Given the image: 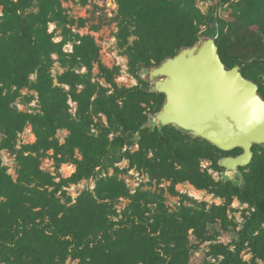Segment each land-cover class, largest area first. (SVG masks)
<instances>
[{
  "label": "rangeland",
  "instance_id": "rangeland-1",
  "mask_svg": "<svg viewBox=\"0 0 264 264\" xmlns=\"http://www.w3.org/2000/svg\"><path fill=\"white\" fill-rule=\"evenodd\" d=\"M192 1L202 16L198 38L210 37L206 32L208 23L217 19L229 20L230 8L239 2ZM5 3H11L8 9L10 7L16 15L36 14L44 22L47 38L55 45L50 56L52 84L66 94L69 119L82 123L85 136L89 139V146L83 144L71 148L67 143L69 130L65 127L58 129L54 139L62 148L59 153L50 149L32 154L38 160L39 170L53 185L39 187L37 182L30 185L47 189L51 202L63 209L71 208L73 215L79 213V209L90 207L95 210L97 223L88 240L90 252L82 256L83 264H125V250L132 245L138 252L132 264H151L146 260L150 249L148 243L161 232L170 230H178L175 239L179 234L183 238L177 240L178 243H172L167 260L155 249L165 260L164 264H219L222 257L215 254L218 245H226L232 253H236L238 264H264L254 258L247 243L237 252L235 248L240 232L254 211L250 204L234 195L217 196L211 189H197L189 181L166 180L149 168L131 165L126 153L140 150L147 158L161 163L174 161L168 149L147 148L138 134L124 132L122 127L98 111L96 100L102 97L114 98L121 107L127 101L125 97L118 98L121 91L137 87L151 92L150 83L145 82L142 75L146 69L156 65L158 45L152 39L147 41L142 38L145 30L140 27L131 3L125 0H0V29L3 28ZM149 29L152 30V26ZM84 38L91 40L95 46L96 56L89 67H85L77 55V47ZM34 81L35 75L31 74L29 85L17 90L11 107L18 113L27 116L41 113L38 95L31 86ZM84 90L90 92V96L80 107L77 96ZM138 105L132 108L146 116L150 111L157 110L152 97H144ZM151 116H148L146 127L152 129ZM2 139L0 134V143ZM182 141L185 143L187 140L178 139L177 143ZM35 142V130L27 123L17 134L12 149H0V167L13 183H17L19 174L16 155H28L30 152L21 148ZM84 153H94L99 159V166L89 178L76 184L63 183L76 171L73 161H81ZM197 167L210 175L215 183L229 179L224 169H214L209 158H199ZM231 182L240 187L241 173L234 174ZM261 195H264L263 189ZM3 201L5 199L0 198V202ZM26 212L37 225H43L48 220L45 211L29 203L26 204ZM62 214V211L59 212L58 217ZM133 217L135 225L130 224ZM130 229L132 233L129 234ZM44 235L42 231L30 233L23 243L25 254L2 251L0 264H35V260L27 254L37 257L41 264L80 263V259L72 258L69 252L60 254L54 248L46 249L42 254L31 253V248L39 246L45 239ZM103 238L111 240V247H98L93 251L92 241Z\"/></svg>",
  "mask_w": 264,
  "mask_h": 264
},
{
  "label": "trees",
  "instance_id": "trees-1",
  "mask_svg": "<svg viewBox=\"0 0 264 264\" xmlns=\"http://www.w3.org/2000/svg\"><path fill=\"white\" fill-rule=\"evenodd\" d=\"M125 1L131 3L140 27L143 26L145 30L142 38L147 41L152 39L158 45L154 66L168 57L175 56L180 48L191 47L197 42L202 16L194 8L192 0ZM10 4H4L3 28L0 29V134L3 135L0 149H12L17 134L27 123L35 130L36 142L34 145L21 148L30 152L28 155L25 156L23 153L16 155L19 166L16 184L0 167V198L5 199L0 202V253L7 250L19 255L25 254L23 243L29 234L42 231L45 239L39 246L32 247L31 253L42 254L46 249L54 248L60 254L69 252L72 258L80 259L79 264H83L85 261L82 256L90 252L88 240L97 223L95 210L90 207L79 209V213L73 215L71 208L63 209L52 203L47 189H38L36 184L33 187L30 185L36 182L40 184L39 187L53 185L39 170L38 160L32 154L50 149L59 153L62 148L54 139L58 129L65 127L69 130L67 143L71 148L83 144L89 146V139L85 136L84 125L69 119L66 112V94L52 84L49 72L52 64L50 56L55 50V45L47 38L44 22L36 14L24 17L16 15L10 7L8 9ZM232 7L229 20L210 21L206 32L214 39L225 68L239 67L242 76L257 85L258 94L264 100V0H239L236 6ZM149 26H152V30ZM77 50L80 61L85 67H89L96 56L94 43L84 38ZM31 74L35 75V81L31 86L37 93L41 105V113L36 116L18 113L11 107L17 96V90L29 85ZM89 96L90 92L86 90L77 96L80 107L84 106ZM121 97L127 99L121 107L112 97L97 99L98 111L108 120L122 127L124 132L138 134L147 148L168 149L174 161L161 163L154 158H147L140 150L133 154L126 153L125 156L130 160L131 165L149 168L166 180L189 181L197 189H211L217 196L234 195L250 204L254 211L240 232L235 248L237 252L247 243L254 258L264 263V229L262 228L264 195H261V190L264 191V148L254 146L248 166L239 168L242 182L240 187L231 181L215 183L210 175L198 169V159L209 158L214 169L221 170L222 168L217 165L218 160L226 156H236L241 153L240 149L225 153L208 142L192 138L174 127L167 126L162 129L146 127L148 116L160 111L164 102V96L161 94L146 92L135 87L121 91L118 98ZM144 97L154 98L157 104V110L150 111L147 116L132 108L139 106L138 103ZM178 139L187 141L177 143ZM73 163L76 171L71 177L62 181L65 184H76L82 179L89 178L100 164L94 153H84L81 161L74 160ZM245 170L248 172H244ZM28 203L45 211L48 216L46 223L43 225L34 223L26 212ZM61 211L63 214L58 217ZM134 219V217L131 219V225H135ZM136 219L143 222L141 219ZM127 230L126 228L125 231ZM152 231L156 232L155 229ZM130 233H132L131 229ZM161 233L148 243L150 249L146 260L151 264H164L165 260L158 250L167 260L170 257L172 243L183 238L180 234L176 239L174 238L178 230ZM92 242L93 251L98 247H111L112 244L111 240L106 238L95 239ZM132 246L125 250V264H132L133 257L138 256L137 250ZM215 254L222 257L219 264H238L236 253H232L226 245H218ZM27 256L33 258L35 264H41L37 257L29 254Z\"/></svg>",
  "mask_w": 264,
  "mask_h": 264
},
{
  "label": "water",
  "instance_id": "water-1",
  "mask_svg": "<svg viewBox=\"0 0 264 264\" xmlns=\"http://www.w3.org/2000/svg\"><path fill=\"white\" fill-rule=\"evenodd\" d=\"M142 79L152 93L164 96L160 111L150 118L152 128L172 126L225 153L241 150L217 162L228 181L248 166L254 146L264 148V100L239 67L225 68L214 39L199 37L146 69Z\"/></svg>",
  "mask_w": 264,
  "mask_h": 264
}]
</instances>
